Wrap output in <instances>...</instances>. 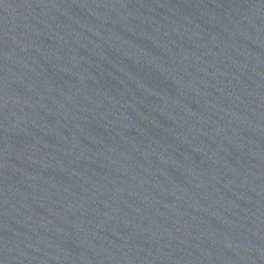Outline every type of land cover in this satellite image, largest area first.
<instances>
[{
	"label": "water",
	"instance_id": "1",
	"mask_svg": "<svg viewBox=\"0 0 264 264\" xmlns=\"http://www.w3.org/2000/svg\"><path fill=\"white\" fill-rule=\"evenodd\" d=\"M0 264H264V0H0Z\"/></svg>",
	"mask_w": 264,
	"mask_h": 264
}]
</instances>
